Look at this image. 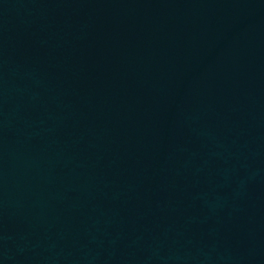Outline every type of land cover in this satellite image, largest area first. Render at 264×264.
I'll return each instance as SVG.
<instances>
[{
    "label": "water",
    "instance_id": "obj_1",
    "mask_svg": "<svg viewBox=\"0 0 264 264\" xmlns=\"http://www.w3.org/2000/svg\"><path fill=\"white\" fill-rule=\"evenodd\" d=\"M0 264H264V0H0Z\"/></svg>",
    "mask_w": 264,
    "mask_h": 264
}]
</instances>
